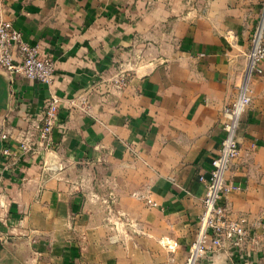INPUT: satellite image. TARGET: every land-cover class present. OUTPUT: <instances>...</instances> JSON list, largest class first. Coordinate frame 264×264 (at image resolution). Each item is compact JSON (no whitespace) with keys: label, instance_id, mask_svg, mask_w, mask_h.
Masks as SVG:
<instances>
[{"label":"crops","instance_id":"crops-1","mask_svg":"<svg viewBox=\"0 0 264 264\" xmlns=\"http://www.w3.org/2000/svg\"><path fill=\"white\" fill-rule=\"evenodd\" d=\"M0 16L55 64L51 85L0 68V264H183L264 0H0ZM260 66L225 173L240 190L222 200L257 240L252 264H264ZM239 263L225 245L206 264Z\"/></svg>","mask_w":264,"mask_h":264},{"label":"built area","instance_id":"built-area-1","mask_svg":"<svg viewBox=\"0 0 264 264\" xmlns=\"http://www.w3.org/2000/svg\"><path fill=\"white\" fill-rule=\"evenodd\" d=\"M249 67L246 81L239 95L227 104L222 111V128L224 136L216 156L211 161V169L207 178L200 177L206 185L202 200L203 210L199 217L195 237L188 248L183 264H206L208 257L218 248L225 245L231 247L240 256L239 264H252L249 251H254L257 240L249 238L242 216L232 217L222 200L229 190H240V186L226 180L225 173L232 159L238 154L236 131L242 114L250 103L251 90L248 86L252 72L260 74L261 62L264 60V36L260 31L254 33L251 48L248 52ZM0 68L10 74L18 75L30 81L51 85L55 76V64L50 57L42 56L38 45L24 41L21 32L12 22L0 16ZM116 86L125 84V76L115 80ZM60 97L52 96L42 107L41 124L35 139V146L48 148L55 127ZM5 137V135H3ZM23 151L30 150L24 141L20 144ZM8 154V150L4 149ZM150 202V201H149ZM154 205V203H152ZM247 241L252 249H245Z\"/></svg>","mask_w":264,"mask_h":264}]
</instances>
